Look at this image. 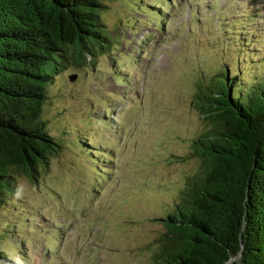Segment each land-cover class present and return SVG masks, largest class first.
Segmentation results:
<instances>
[{"label":"rangeland","instance_id":"rangeland-1","mask_svg":"<svg viewBox=\"0 0 264 264\" xmlns=\"http://www.w3.org/2000/svg\"><path fill=\"white\" fill-rule=\"evenodd\" d=\"M103 2L115 45L53 86L45 115L64 146L0 199V264H161L163 219L211 128L200 80L239 81L244 59L264 71V0Z\"/></svg>","mask_w":264,"mask_h":264},{"label":"trees","instance_id":"trees-1","mask_svg":"<svg viewBox=\"0 0 264 264\" xmlns=\"http://www.w3.org/2000/svg\"><path fill=\"white\" fill-rule=\"evenodd\" d=\"M104 11L103 0H0V199L20 175L37 181L62 151L45 109L67 71L93 67L115 45ZM257 66L244 59L239 81L226 70L200 80L195 103L211 128L193 139L200 170L163 219L161 264H264V71Z\"/></svg>","mask_w":264,"mask_h":264},{"label":"water","instance_id":"water-1","mask_svg":"<svg viewBox=\"0 0 264 264\" xmlns=\"http://www.w3.org/2000/svg\"><path fill=\"white\" fill-rule=\"evenodd\" d=\"M76 77H71L72 80H74Z\"/></svg>","mask_w":264,"mask_h":264}]
</instances>
